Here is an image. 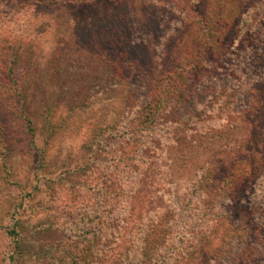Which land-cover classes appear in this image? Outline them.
Listing matches in <instances>:
<instances>
[{"label":"rangeland","instance_id":"rangeland-1","mask_svg":"<svg viewBox=\"0 0 264 264\" xmlns=\"http://www.w3.org/2000/svg\"><path fill=\"white\" fill-rule=\"evenodd\" d=\"M158 1L0 0V57L5 47L11 45L16 56L13 78L17 75L20 81L9 85L24 90L26 100L22 113L18 111L15 115L10 110L18 100L12 103L0 93V121L5 130L0 139V264H47L48 249L58 241H65L54 233L53 228L63 220L62 209L70 206L66 187L57 183V176L62 169H71L78 163L85 139L97 128L102 129L117 119L116 108L123 101L122 90L126 89L117 86V80L106 70L108 61L115 54L111 55L106 45H102L106 42L104 34L115 32L117 34L109 37L117 40L119 29L125 35L141 37L145 27L146 31L148 29L142 21H150V13L156 9L161 11L160 15L164 22H168L169 28L179 27V22L188 16L187 12H179L182 1ZM205 5L206 0H199L193 7L194 12L201 16ZM261 6L264 9V0ZM128 12L130 15L134 13L132 19L128 15L122 22L115 20ZM245 17L249 22L248 16H243V24ZM105 25L108 28L103 32L100 29ZM109 26H114V30H109ZM185 28L179 32L183 33ZM169 35L170 31L161 27L149 39L154 43L159 37ZM149 50L151 56L161 52L153 47ZM239 63L238 59H233L232 64ZM218 74L217 80L226 81L222 72ZM137 86L142 94L145 91L143 84L137 81ZM261 86L257 95L262 97L264 85ZM207 95L204 91L205 97L201 96L206 103L205 111L200 114L198 108L196 116L188 120L195 123V135L189 132L191 124H187L185 129L188 130L184 132L179 117H170L163 123L159 132L160 148L166 159H162V164L158 159L154 165L155 179L145 188L150 193L143 195L133 214L140 213L142 217L146 214L154 222L159 218L157 222L162 224L165 222L161 220L164 207H173L175 215L182 209V219L176 216L172 219L175 224L169 237L172 257L168 264L198 262L194 258L199 246L196 242L201 235L206 237L208 244L204 248L206 254L198 256L212 255V258L207 257L209 264L210 261L223 264L230 259L232 264H264V232L260 235V231L257 234L253 231L259 223L264 224V167L250 164V159L257 164L259 153L263 155V138L257 130L252 132L253 138L249 140L234 123L236 118L222 109L223 101L229 103L232 100L227 98V90L216 93L211 102ZM49 109L54 113H46ZM43 113L48 115L52 126L60 124L58 130L46 132L41 125L38 126ZM24 118L33 122L30 125L34 127L33 149L27 146L25 134H21V124L26 125ZM25 132L28 134L27 130ZM45 134L51 137L45 138ZM189 136L192 137L187 142ZM180 139L185 142L176 141ZM240 139L247 143L242 146ZM237 145H241L242 150L239 158L249 165L242 166L245 179L236 181L233 195L222 198L218 189L230 183L224 180L229 176L230 167L223 161ZM4 151L8 154L5 160ZM211 156L220 157L222 164H209ZM255 168L258 171H253ZM211 178L217 181L213 182ZM210 185H214L212 190ZM153 190L158 193H151ZM216 215L222 216L223 223L215 224ZM226 223L229 228L238 230L235 236H231V229L224 227ZM13 228L17 232L14 239L6 234V229ZM231 237L236 239L234 245L229 241ZM255 243L260 247L254 248ZM215 249L217 252L213 254ZM237 251H242L240 256L232 257Z\"/></svg>","mask_w":264,"mask_h":264},{"label":"trees","instance_id":"trees-1","mask_svg":"<svg viewBox=\"0 0 264 264\" xmlns=\"http://www.w3.org/2000/svg\"><path fill=\"white\" fill-rule=\"evenodd\" d=\"M180 1L183 4L180 14L187 12L188 16L179 22V27H170V29L168 22L163 21L161 11L156 9L152 14L150 13L148 18L150 21H142L148 29L146 31L145 27V31L140 34L141 37H134L129 33L125 35L119 29H117L119 35L117 40L109 37L117 34L115 32L109 31L107 35L104 34L107 43L102 45H106L112 52L111 55L115 54L112 60L108 61L106 70L111 78L117 80V86H125L126 89L122 90L123 101L116 108L117 119L112 120L110 125L102 129L97 128L94 134L85 139L82 145L83 155L78 163L71 169H62L57 176V183L66 187L70 206L62 209L60 215L63 220L57 227H53L54 233L65 241H58L53 248L48 249L47 264H168L170 262L172 243L169 237L175 224L172 219L175 216L177 219H182V209L175 215L176 211L173 207H164L161 220L165 222L162 224L157 222L159 218L154 222L146 214L144 217L140 213L134 215L133 210L139 205L143 195L150 193L145 191V188L147 184V187L151 186L155 179L154 165L158 159L160 164L162 159H166L160 148L159 132L163 123L170 117H179L180 122H178L182 124L184 132L188 130L185 129L187 124H191L189 132L192 136L195 135V123H189L188 120L196 116L198 108L200 114L205 111L206 103L201 100V96L205 97L204 91L208 94L209 102L219 91L229 92L227 98L232 100L229 103L223 101L222 109L230 117L236 118L237 121L234 123L237 124V128L242 129L249 140L253 138L252 132L259 131L258 134L263 138L264 152V94L262 97L257 95L258 88L264 85L262 0H206L201 16L193 10L199 0ZM128 13H124L120 18L115 17V20L121 22L127 20V16L130 15V12ZM243 16H248L249 22L245 17L243 24ZM133 17L134 13L130 15L131 19ZM161 27L167 28L170 35L166 38L161 36L151 43L149 36ZM183 27L186 28L180 33ZM107 28L108 25H105L100 30L106 32ZM114 28L111 26L109 30ZM151 46L160 49L161 52L151 56L149 50ZM8 47H5L3 56L0 57V93L2 92L12 103L18 100L13 107L14 110H10L11 103L7 106L11 113L16 115L18 111L22 113L21 108L25 106L26 100L24 90L11 88L9 85L20 80L17 75L15 79L13 78L16 56L12 52V46ZM233 59H238L241 63L234 65ZM221 72L226 81L216 79ZM137 81L144 86L145 91L142 94ZM1 103L0 96V108ZM46 113L52 114L54 111L49 109ZM46 113H43L42 121L38 126L41 125L46 132L58 130L60 124L52 126V121ZM230 117L228 116L227 119ZM24 120L26 125L21 124V134H25L27 146L33 149L34 127H30L33 122L28 118ZM258 124L262 126L261 129ZM230 127L232 128V125ZM4 134L5 130L0 121V139ZM192 136L188 137L187 142ZM50 137L45 134V138ZM176 141L181 144L185 142L184 139ZM245 143L246 140L240 139L242 146ZM241 145L240 147L237 145L223 161L230 167L229 176L224 179L229 180L230 183L218 189L222 198L232 196L236 181L245 179V169L242 166L246 167L249 163L246 165L245 161L239 158L242 152ZM2 147H6L4 143ZM43 150L40 151L41 162ZM7 155L5 152L4 160ZM259 155L257 164L251 162V159L250 164L262 168L264 153ZM182 158L177 160L184 162ZM220 160L222 159L218 156H211L208 163L218 166L222 164ZM253 171L258 169L255 168ZM211 179L213 182L217 181L215 178ZM213 187L214 185L209 186L211 190ZM151 193H158V190H153ZM216 208L220 209L218 205ZM222 219L221 215H216L215 224L223 223ZM131 221L134 222L129 227ZM160 225L161 229H159ZM224 227L231 229L227 223ZM49 230H52L51 227ZM253 231L255 234L260 231L261 235L264 232V224L259 223ZM6 232L13 239L17 234L14 228L6 229ZM229 232L231 236H235L234 233L238 230L232 228ZM232 238L229 241L231 240L230 243L234 245L236 239ZM196 244L199 246L194 258V261L198 262L195 264H209L207 259L212 258V255L198 256V254H206L204 252L208 244L206 237L199 236ZM72 245L74 248L71 247ZM77 246H80V249H75ZM255 246L260 247L256 243L254 248ZM216 252V249L212 251L213 254ZM237 252L233 253L232 257L240 256L242 253V251ZM231 260L223 264H232Z\"/></svg>","mask_w":264,"mask_h":264}]
</instances>
